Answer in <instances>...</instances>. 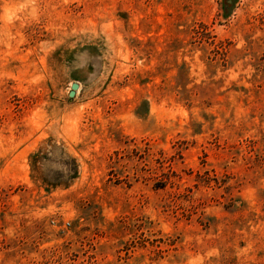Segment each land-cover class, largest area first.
Listing matches in <instances>:
<instances>
[{"label":"rangeland","instance_id":"374dc122","mask_svg":"<svg viewBox=\"0 0 264 264\" xmlns=\"http://www.w3.org/2000/svg\"><path fill=\"white\" fill-rule=\"evenodd\" d=\"M0 264H264V0H0Z\"/></svg>","mask_w":264,"mask_h":264},{"label":"water","instance_id":"95a60500","mask_svg":"<svg viewBox=\"0 0 264 264\" xmlns=\"http://www.w3.org/2000/svg\"><path fill=\"white\" fill-rule=\"evenodd\" d=\"M72 90H71V92H70V95L71 96H74L75 95V93H76V90L79 88V84L78 83H73L72 84Z\"/></svg>","mask_w":264,"mask_h":264}]
</instances>
